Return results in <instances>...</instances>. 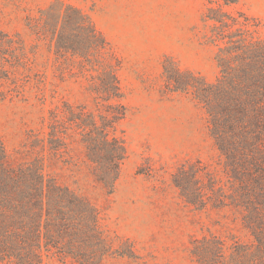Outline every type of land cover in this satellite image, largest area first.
I'll use <instances>...</instances> for the list:
<instances>
[{"label":"rangeland","instance_id":"1","mask_svg":"<svg viewBox=\"0 0 264 264\" xmlns=\"http://www.w3.org/2000/svg\"><path fill=\"white\" fill-rule=\"evenodd\" d=\"M54 1L0 0V31L8 35L0 42V138L13 165L25 161L32 132L46 133L52 109L63 100H85L86 83L74 79L80 75L73 65L77 59L59 58L53 44L31 30L40 11ZM62 1L92 18L121 61L127 114L118 136L124 138L126 158L114 194L108 196L93 182L81 146L73 145L62 159L45 153L46 173L89 197L100 208L113 247L134 252L132 258L116 256L103 264H193L190 244L205 236L253 245L236 208L200 210L174 184L183 165L200 161L220 180V195L228 203L237 192L204 110L190 97L170 93L162 76L164 60L172 58L182 71L216 81V49L207 43L201 22L207 0ZM236 9L257 18L264 37V0H239Z\"/></svg>","mask_w":264,"mask_h":264},{"label":"trees","instance_id":"2","mask_svg":"<svg viewBox=\"0 0 264 264\" xmlns=\"http://www.w3.org/2000/svg\"><path fill=\"white\" fill-rule=\"evenodd\" d=\"M239 0H207L201 19L208 44L216 49L219 70L214 83L176 61L163 62L170 93L183 94L200 106L224 161L227 178L237 185L234 199L220 195V180L202 162L188 163L174 177L181 196L205 210L233 206L254 244L228 243L218 236L194 239L193 264H264V37L260 22L237 10ZM233 9V10H232ZM39 40L51 42L59 58L77 59L86 83L85 100H63L45 120L46 135L32 132L25 161L9 162L0 138V264H103L116 250L101 225L100 208L86 195L58 182L45 171L46 156L62 159L77 144L89 163V175L112 196L126 158L119 124L126 118L119 71L121 61L80 8L55 0L31 27ZM8 35L0 31V42Z\"/></svg>","mask_w":264,"mask_h":264}]
</instances>
